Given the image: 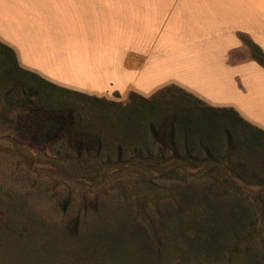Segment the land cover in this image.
<instances>
[{
  "label": "rangeland",
  "instance_id": "1",
  "mask_svg": "<svg viewBox=\"0 0 264 264\" xmlns=\"http://www.w3.org/2000/svg\"><path fill=\"white\" fill-rule=\"evenodd\" d=\"M71 7L0 0V30L10 28L29 53V39L46 25L71 21ZM244 43L232 59L257 54ZM38 57L44 67L66 69ZM58 106L73 110L72 125L40 119L33 127L39 115L30 109ZM162 127L166 134L154 139L150 129ZM187 184L204 187L222 217H207L191 192L182 197ZM178 212L186 215L180 234L191 241L206 236L211 219L223 242L251 236L247 246L232 242L229 261L217 241L224 258L216 264H264V134L174 85L147 100L58 89L20 70L0 47V264H185L205 252L193 242L180 253L170 242L176 226L158 232L157 215ZM157 243L167 245L160 256L149 249Z\"/></svg>",
  "mask_w": 264,
  "mask_h": 264
},
{
  "label": "crops",
  "instance_id": "2",
  "mask_svg": "<svg viewBox=\"0 0 264 264\" xmlns=\"http://www.w3.org/2000/svg\"><path fill=\"white\" fill-rule=\"evenodd\" d=\"M68 1L71 21L46 25L33 43L29 39V53L8 35L10 28L0 30V44L14 53L20 70L97 97L116 92L147 100L174 85L264 133V68L252 57L231 58L245 49L244 40L264 55V0ZM37 54L66 69L44 67Z\"/></svg>",
  "mask_w": 264,
  "mask_h": 264
},
{
  "label": "trees",
  "instance_id": "3",
  "mask_svg": "<svg viewBox=\"0 0 264 264\" xmlns=\"http://www.w3.org/2000/svg\"><path fill=\"white\" fill-rule=\"evenodd\" d=\"M0 47L4 50H6V52H8V54H11V56H14V54L12 53V51L5 47L4 45L0 44ZM256 51V49H254ZM254 52V51H253ZM257 52V51H256ZM252 58L258 63L260 64L263 68H264V55H262L261 53L257 52V54H255V52L252 54ZM29 111V110H28ZM34 112V113H38L39 117L32 119L31 121L34 123V128H38L40 127L39 125H37V120H44V121H54V123H60L61 125L67 124V125H72L73 123V113L71 109L63 107V106H58V107H54V108H48V109H44V108H32L30 109L29 112ZM229 112H232L231 110H227ZM171 119L168 120V123L170 125H167L172 129L175 128L176 124L178 123L177 118L175 116L170 117ZM36 124V125H35ZM247 125V124H246ZM249 126V125H247ZM249 128H252L251 126H249ZM151 130V134L154 136V139H157L158 135H165L166 134V128L162 127L161 131H155L154 128L150 129ZM255 132L258 134H264L263 132L255 129ZM170 135H171V131H170ZM183 192L181 193V196L184 197L185 195H187L189 192H191V200L193 201V205L195 206H200L203 205L205 206L207 209H205V213L208 215L207 217H213V218H218V217H222L218 215V210H219V206L220 204H216L215 201H208L207 199V195L208 192L207 190L203 187H199L197 185H192V184H187L184 185L182 187ZM198 213V212H197ZM200 217V216H199ZM204 217V216H203ZM186 218V215L182 212H178V213H168V214H158L157 215V219H158V224L160 226V229H158L159 233H162V227H166L165 229L167 230H179V235H177V233H174V235L171 236V240L170 242L175 243V245L178 247V251L180 253L186 252V249L188 248V246L190 244L196 243V245L199 247L200 251H204L205 253H203V255H201V253H199L200 255H198L195 259L193 260H189L186 263L187 264H216V260L219 259L220 257L223 259L224 256H220L217 253V250L219 249V247L217 246L216 242L220 241V246L223 247L222 251L225 254L226 259L229 261L232 253L235 249V245L232 242H237L240 243L242 240L246 241V246H247V241L251 240V236L250 235H246L245 237H241L243 239L240 240L239 236L238 238L234 237V238H230L228 239L226 237L225 242H223L224 237L219 236V233L216 229L215 226V221L214 220H210L209 223H213L212 226L207 227L206 228V236L202 239L198 238V237H194V240H190V238L188 237H184L183 234H180L181 231V225L182 223H184ZM199 220V219H198ZM258 220H261L262 223L264 224V212L260 213V217H258ZM156 223V221H155ZM172 226H176L177 228H175L173 230ZM247 227L248 228L251 226V223L248 224H244L243 228ZM157 234V233H155ZM197 234V233H195ZM160 237L157 239L159 240ZM188 242H190L188 244ZM244 248L243 251V258L246 260V250L247 248ZM166 246H162L161 244L157 243V245L155 244H150L149 249L150 250H154L157 255H161L164 250H166ZM185 263V264H186Z\"/></svg>",
  "mask_w": 264,
  "mask_h": 264
}]
</instances>
